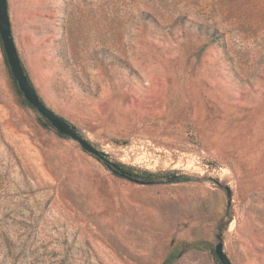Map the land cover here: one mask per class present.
I'll use <instances>...</instances> for the list:
<instances>
[{"label":"rangeland","instance_id":"374dc122","mask_svg":"<svg viewBox=\"0 0 264 264\" xmlns=\"http://www.w3.org/2000/svg\"><path fill=\"white\" fill-rule=\"evenodd\" d=\"M7 3L44 104L155 176L42 127L0 50V264H264V0Z\"/></svg>","mask_w":264,"mask_h":264},{"label":"water","instance_id":"95a60500","mask_svg":"<svg viewBox=\"0 0 264 264\" xmlns=\"http://www.w3.org/2000/svg\"><path fill=\"white\" fill-rule=\"evenodd\" d=\"M0 41L10 72L15 79L17 86L23 94L25 100L50 124V126L60 136L67 137L77 142L84 152L92 155L96 159L101 156L98 149L91 143H89L86 139H84L73 125L68 123L61 116L53 112L44 104V102L37 94L32 83H30V81L28 80L12 35L7 0H0ZM110 168L111 166L109 165L108 169ZM112 172L114 174L120 175L121 177H127V179L140 184L150 183L138 179H133L121 171L113 170ZM226 191L228 204H230L231 191L228 187L226 188ZM220 238L221 235L218 234L216 236L217 242L214 245L213 254L220 264H232L231 260L224 251V245Z\"/></svg>","mask_w":264,"mask_h":264},{"label":"trees","instance_id":"16d2710c","mask_svg":"<svg viewBox=\"0 0 264 264\" xmlns=\"http://www.w3.org/2000/svg\"><path fill=\"white\" fill-rule=\"evenodd\" d=\"M196 30L197 31H200V32H203L206 35L210 36V39L212 41L213 40H218V39H220L222 37V33H220L217 29H208V28H206V29L203 30L202 27H198ZM0 50H1V53H2V57H3V62L5 64V67L7 69V73H8L10 82H11V86L13 88V91L17 95V97L20 99V101L22 102L23 105L27 106L28 108L32 109L33 111H35L37 113V115H38V117H37L38 118V121H39V123L41 124L42 127L46 128V129L54 130L50 126V124L23 97V94L19 90V88L17 86V83H16L15 79L13 78V76H12V74L10 72V69H9V66H8V63H7V60L5 59V55H4V52H3V49H2L1 41H0ZM24 71H25V73L27 75V72H26L25 68H24ZM27 77H28V75H27ZM28 80L30 81L29 77H28ZM30 83H31V81H30ZM55 133L58 136H60L56 131H55ZM100 155L101 156H99L97 158V160L100 161L101 163H103L107 168L110 165L111 168L109 170H111V171H113V170L121 171V172H124L127 176H129V177H131L133 179H138V180L146 181V182H151L150 180L155 176L152 173H146V172H142L140 175L138 173H133V171H132L131 168L125 167L124 165H121L119 163H113V162L108 161L107 155H105L103 153H100ZM118 176H120V175H118ZM173 177L174 176H172L171 178H173ZM123 178H127V177H123ZM177 180H178V178L171 179L170 182H177ZM178 255H179L178 253H176L175 251L174 252L172 251L170 253V255L168 256V258H167V260L165 261L164 264H170L172 262V260L174 258H176ZM214 258H215V261L217 262V264H219L217 258L215 256H214Z\"/></svg>","mask_w":264,"mask_h":264}]
</instances>
